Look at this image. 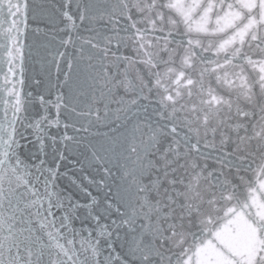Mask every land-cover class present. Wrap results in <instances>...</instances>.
I'll list each match as a JSON object with an SVG mask.
<instances>
[{
	"label": "water",
	"instance_id": "95a60500",
	"mask_svg": "<svg viewBox=\"0 0 264 264\" xmlns=\"http://www.w3.org/2000/svg\"><path fill=\"white\" fill-rule=\"evenodd\" d=\"M0 264H264V0H0Z\"/></svg>",
	"mask_w": 264,
	"mask_h": 264
}]
</instances>
